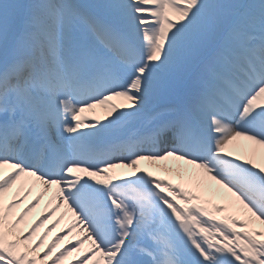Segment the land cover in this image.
<instances>
[{
  "label": "snow or ice",
  "instance_id": "obj_1",
  "mask_svg": "<svg viewBox=\"0 0 264 264\" xmlns=\"http://www.w3.org/2000/svg\"><path fill=\"white\" fill-rule=\"evenodd\" d=\"M238 139L264 147V0H0V264L74 228L50 264L85 241L75 264H264V157ZM169 160L179 182L140 166Z\"/></svg>",
  "mask_w": 264,
  "mask_h": 264
},
{
  "label": "bare ground",
  "instance_id": "obj_2",
  "mask_svg": "<svg viewBox=\"0 0 264 264\" xmlns=\"http://www.w3.org/2000/svg\"><path fill=\"white\" fill-rule=\"evenodd\" d=\"M118 101H119V104L124 103L123 98H118ZM91 114L93 116L99 117V118H103L106 115V113H104L101 110L98 111L97 109H93L91 111L85 112L83 114V116L90 118V117H92ZM230 150L234 151V152H237L238 154H241V155H247V154L248 155H253L254 154L255 158L257 159V162H261V157H264V147H262L260 145H255L252 142L246 141V140H243V139H238L237 141H235L233 143V145L230 146ZM141 163H144V164H141ZM179 163H182V162L174 161L173 168ZM145 164H148L149 167L154 168L155 171H161V172H163L165 174L168 173L174 179L178 178V176H176L175 173L167 171L166 167L165 166L163 167V165L161 166L158 162H152V161H141L140 162V166L145 165ZM122 170H123V168L120 169L119 171L122 172ZM5 171H7V169H5ZM221 191L226 196H230V194H227L225 190H221ZM216 202L225 203L226 201L220 200V199H216ZM22 208L23 207H21L20 209H15L14 212L18 213ZM50 220L54 221L52 219H50ZM32 221L33 220L29 221V218L27 217L26 218V223L22 224L21 227L26 229L28 226H30L32 224ZM255 226L261 227L258 222L256 223ZM63 229H64V226H59V225L57 226V229H53L51 231L52 232L51 241H50V237H47L48 238L47 242L48 241L52 242L53 239L55 238L54 234L56 232H59L60 230H63ZM68 236L69 237H64V240H66L64 242V244L56 245V247L53 249L52 255L47 258V260L45 261V264H50V261L54 258L55 255H57L64 247L69 246L70 242L74 243L75 239H77L76 235H71V237H70V235L68 234ZM35 239H37V236L34 237V241H35ZM46 247H47L46 245H42L41 248L39 249V251L42 253L45 250ZM85 250H87V248H81L80 252H72L70 255H67L64 259H62L60 262H58V264H75V261L83 254V252ZM88 264H92V261L91 260L88 261ZM101 264H102V262H101Z\"/></svg>",
  "mask_w": 264,
  "mask_h": 264
},
{
  "label": "rangeland",
  "instance_id": "obj_3",
  "mask_svg": "<svg viewBox=\"0 0 264 264\" xmlns=\"http://www.w3.org/2000/svg\"><path fill=\"white\" fill-rule=\"evenodd\" d=\"M248 155V154H247ZM164 165H166L168 168H173V166H168V164L167 163H165ZM164 167V166H163ZM131 170L130 169H127V171H126V174L128 173V172H130ZM116 172H118V173H121L119 170H116ZM156 173V172H155ZM168 174V173H167ZM159 175V174H158ZM169 175V174H168ZM161 176H163V177H165V178H169L170 176H165V173H163L162 172V175ZM35 194H36V192L34 191L33 192V196H31V197H29L28 198V201L30 200V199H32L34 196H35ZM50 195H51V193H48V194H46L45 196H44V199L41 201V206H45V204L47 203V201H48V199H49V197H50ZM25 204H27V201H25ZM21 207H24V205H21ZM36 209V208H35ZM35 209H34V211L32 212V213H30L29 214V216H28V218H29V221H31V220H34V219H36V217L38 216V214L39 213H37L36 211H35ZM65 212V208L64 207H62L61 208V210L60 211H58V213H59V215H61L62 213H64ZM73 219V217H72V214L71 213H68L67 215H65L64 216V219L61 221V223H60V225H62V226H68V224L71 222V220ZM28 221V220H27ZM49 227V225H47V226H42V227H40L38 230H37V233H36V236H37V239H38V237L44 232V230L46 229V228H48ZM54 229H57V227L56 228H54ZM74 230H76V228H74ZM65 231V230H64ZM64 231H61V232H56L54 235H55V237L57 236V235H64ZM47 237H50V241H51V238H52V232H50L49 234H48V236ZM64 237H69L68 235H66V236H64ZM47 240H48V238H46V240L44 241V244L43 245H48V244H50L51 242H47ZM66 240H64V238L62 239V240H60L59 242H57V244L56 245H59V244H64V242H65ZM56 247V246H55ZM54 247V248H55Z\"/></svg>",
  "mask_w": 264,
  "mask_h": 264
}]
</instances>
